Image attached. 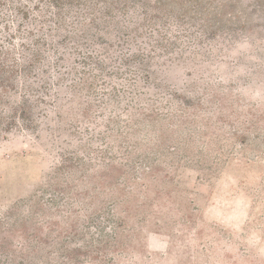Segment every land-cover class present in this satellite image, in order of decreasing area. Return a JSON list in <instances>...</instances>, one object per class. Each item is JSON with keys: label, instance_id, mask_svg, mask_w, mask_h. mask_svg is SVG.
Segmentation results:
<instances>
[{"label": "rangeland", "instance_id": "obj_1", "mask_svg": "<svg viewBox=\"0 0 264 264\" xmlns=\"http://www.w3.org/2000/svg\"><path fill=\"white\" fill-rule=\"evenodd\" d=\"M125 1L0 0V264H264V0Z\"/></svg>", "mask_w": 264, "mask_h": 264}, {"label": "trees", "instance_id": "obj_2", "mask_svg": "<svg viewBox=\"0 0 264 264\" xmlns=\"http://www.w3.org/2000/svg\"><path fill=\"white\" fill-rule=\"evenodd\" d=\"M47 1H48L47 3L49 5V8H53L55 10L54 15H58V16L60 14V11H61L63 4L67 3L69 5H73L75 3H80V0H47ZM104 1H106V0H92V2H104ZM166 1H170V0H166ZM157 2L162 3L163 0H157ZM126 4H127V2L125 0H114V1L108 0V2L103 6V10L101 12H102V14L109 16L113 9H116V10H118L120 8L124 9ZM33 7H34V4H33ZM93 9H94L93 6H91L90 8H87L86 11L88 12V11H91ZM17 10H19V8ZM100 18H101V16H96V14H94V11H91V15H89L88 20H91L94 23L96 21V19L99 20ZM36 42H37V40H36ZM31 56L36 57V52H34V53L32 52ZM3 66L4 65L2 63H0V79H2V77H3L2 74L5 72ZM41 263H43V262H41ZM59 263L63 264V262H59Z\"/></svg>", "mask_w": 264, "mask_h": 264}]
</instances>
